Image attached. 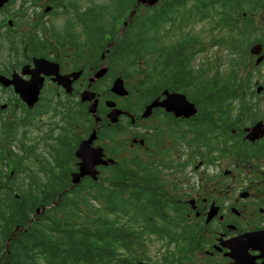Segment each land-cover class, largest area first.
<instances>
[{
    "label": "flooded vegetation",
    "instance_id": "af4514ba",
    "mask_svg": "<svg viewBox=\"0 0 264 264\" xmlns=\"http://www.w3.org/2000/svg\"><path fill=\"white\" fill-rule=\"evenodd\" d=\"M75 1L78 0H0V115L4 119L7 116L8 121L14 123L15 119L12 118L15 111L18 109L25 113L26 110L30 115V124L35 127L39 123L36 117L41 113L35 114L39 105L28 106L23 96L27 97L29 89L36 85L40 88L37 102L44 97L46 102L52 101V94L48 96L46 90L53 88L52 93L58 100L63 98L67 103L74 101L75 110L85 114L79 120L82 129L85 125L89 130L77 142V153L82 149V144L90 141L89 146L84 145L81 151L86 162H95L94 154L99 150L102 160L114 161L111 160L113 164L109 162L106 166H96V180L105 168L111 169L119 163L111 157L118 156L120 162L131 171H145V199H160V204L155 205L153 210L164 209L166 203L183 208L181 217L193 224L196 235H200V243L194 244L195 254L187 262L264 264V81L256 76L253 88L245 84L240 86L243 90L240 98L246 102H243L244 107L241 106L242 113L235 117L230 113L226 117L225 120L235 121L228 135L214 144L217 134L212 133L213 125L206 127V130H211L207 133L198 131L203 125L199 124L201 118L198 117L197 101L186 97L196 108V113L188 117L176 115L167 109L173 105L168 96L182 94L176 91L177 84L170 82L159 94L151 96L148 84H142L144 77L129 79L113 62L116 51L112 49L117 41L124 34L132 37L133 31L136 33L131 27L133 18L138 15L135 12L131 16L134 9L137 11L139 7L141 12L144 9L157 11L167 5L162 0L153 6L140 3L137 7L136 0H124L123 3L112 1L104 5L108 11L119 8L126 13L119 17L115 14L109 21L104 20L109 17L104 14L103 18H93L94 21L88 22L94 26H104L105 33L111 27L112 32L117 33L114 39L103 38L105 47L95 49L90 45L86 51H64L59 43L66 44V50L73 48L72 43L78 46L84 44L77 42L79 36L73 31V24L53 23L60 22V12L71 13L70 8L74 9ZM105 1L99 0L95 6ZM225 2H235L238 12L237 17L235 13L232 15L236 22L234 32H228L226 38H232L230 34L237 33L236 39L241 43L250 42L252 47L259 45L258 54L249 53L247 57L254 56L257 67H263L264 0H217L215 11H221ZM77 9L80 12L75 14L78 15L82 35H85V25L88 23L85 9H80L78 5ZM181 22L180 19L174 23L169 20L163 22L160 39L190 37L202 41L203 34L199 31L203 30V25L214 22L213 26L219 27L221 24L218 17L212 19L210 11L205 19H195L188 27L176 29L175 32L168 29L172 25H181ZM65 27H68L67 33ZM205 28L204 34L209 41L214 30ZM51 31L55 33L51 34ZM46 33V41H40L38 37ZM70 35L73 36L72 40ZM47 41L56 51L51 49L43 53L42 44H47ZM195 42L194 46L198 47ZM198 53L201 52H195ZM3 54L8 59L13 56V61L8 60L10 65L5 61L6 56L1 58ZM233 57L238 58L237 55ZM115 85L123 88L117 91L124 93L119 95L115 92ZM143 89L145 92L141 91ZM86 92L88 95L85 97L89 99L82 101V94ZM175 105L180 107L179 104ZM92 109L94 112H89ZM181 110L186 111L184 108ZM32 114L35 116L33 120ZM27 128L24 132L22 129L20 131L24 134ZM111 136L119 138L122 146L109 152L103 144ZM157 142L164 143L163 156L166 161L157 158L159 153L154 148ZM87 154L92 156L87 157ZM144 155L145 160H142ZM75 158L72 173H79V164L83 160L78 155ZM209 168L212 173H200L197 179L199 172H207ZM84 179L96 181L87 175L81 180ZM35 187H39L38 183ZM173 209L177 211L176 206Z\"/></svg>",
    "mask_w": 264,
    "mask_h": 264
},
{
    "label": "trees",
    "instance_id": "16d2710c",
    "mask_svg": "<svg viewBox=\"0 0 264 264\" xmlns=\"http://www.w3.org/2000/svg\"><path fill=\"white\" fill-rule=\"evenodd\" d=\"M112 1L124 2V0H107L101 2L98 6L88 8L85 10V20L87 22L94 21L93 18H103L105 14L109 17L104 20L109 21V19H113L112 17L115 14H118L119 17L120 14L126 13L125 10H120L119 8L116 11H108L104 5ZM162 1L163 4L167 5L164 9L157 11L144 9L143 12H141L140 8L137 9L138 15L133 18L131 23V27L136 30V33L133 31L132 37L124 34L123 38L117 41L113 62L116 66H119V63L126 61V63L134 66L137 60L133 58L134 56H145L149 60L148 68L146 69L148 71L142 75L145 78L142 84H148L150 95L156 96L170 82L177 84L176 91H180L186 97H191L192 101H197L198 117L201 118L199 119V124L203 125L202 129H198L199 133L201 131L204 133L211 131L206 130L208 129L206 127L213 125L212 133L217 134L216 138L214 137V144H216L221 141L222 137L228 135L229 128L235 121L225 119L231 113L230 104L240 98L243 92L240 86L251 82V75L243 79L235 77L234 70L236 66L234 62L241 67L246 68V66H249V62L247 63L249 57L247 55L250 53L253 44L245 41L241 43L236 39L237 33L230 34L232 38L229 37V39L221 38V43L215 40L213 43L214 47L223 46L229 55L232 57L237 55L238 58L231 60V68L227 77H222L220 71L216 69L210 78H205V76L209 75L206 73L209 70L208 64L205 65L202 73L199 72L198 68L196 70L192 68V62L197 55L195 52L205 51L203 45L194 51V42L198 40L195 44L199 46L202 44L200 39L194 40L190 37H181L175 41L177 43H164L166 40L160 39L162 35L161 28L164 25L162 23L167 20L174 23V21L180 19L182 21L181 25L169 27L174 29L175 32L176 29L193 24L195 19L199 21L205 19L212 11V19L218 17L221 21V24L215 30L219 32L225 31L227 37L229 36L228 32H234L233 25L236 22L232 15L235 13L237 17L238 13L235 2L234 4H226L225 2L221 11H215L214 4L217 3V0ZM149 12L151 13L149 14ZM104 29V26H94L88 22L85 25L86 37L82 42L84 44L80 45L82 46L80 50L86 51V48L88 49L90 45L92 47L95 46V49L99 46L105 47L106 43L103 38L109 37L112 40L117 33H113L111 27H109L108 33L103 32ZM101 32L102 36L100 37ZM58 45L61 49L67 51L66 44L59 43ZM42 46L43 53L51 49L56 51L55 47H50L46 43H43ZM39 51L41 52V50ZM250 72L252 73V70ZM145 89L141 91L145 92ZM52 97V101L46 102L44 97L40 98L41 101L39 103H35L39 105L35 114L41 112L44 115L42 117V114L39 113L38 117H36L37 120L43 119L49 114H54L60 121L59 127L55 129L53 124L48 126L47 132L50 135L46 134L43 137L44 140H47L48 137V142L56 143L45 155L50 157L49 162L52 166L49 170L39 169V173L36 175L29 168V164L35 162L33 156L37 158L32 148L29 149V153L24 151L11 153L9 158L4 157V154L0 151V264H114L116 260L122 261V258L119 257V255H122L118 254V251L110 249L107 253H100L96 250L93 252L92 243L97 240L94 239L95 236L109 238L110 235H115L118 229L126 233L131 242L130 245H122L123 252L126 251L131 257V263L129 264H136L137 262L136 260L134 262L132 252L135 244L142 245L145 232H135L130 223L132 220L134 224L144 222L143 226L145 228V214L154 219L157 214L154 213L153 207L160 204V199H145L147 191L145 184H142L139 179L129 180L123 178L116 183L121 192L116 194L115 197L127 204L130 209H125L120 213L110 206H105L106 202L113 200L110 198H114L109 194L112 186L107 180L91 181L84 179L68 189L70 181L64 168L70 167L72 171L76 160L73 151L68 146H63L64 140L61 137H63V134H71L69 128L71 118H75L78 114L73 110L75 106L72 101L67 103V100L63 101V98H61V102L55 97V93L54 95L52 93ZM210 101L212 102L211 106L209 105ZM17 111H15V115L12 118L15 119L14 123L8 121L7 116L4 119L0 115V134L2 135L0 143L6 139L13 140L17 130L22 129L24 132V128L31 125L28 111L25 110V113L19 111V114H17ZM32 117L33 120L35 116L32 114ZM41 125L42 123L39 122L35 127L39 129ZM66 126L67 129L65 128ZM55 130H57L56 135ZM53 133L54 135H52ZM20 154H23L22 157H20ZM17 159L23 163L21 164V170L15 168ZM10 165L13 168L11 176L7 169ZM104 171H108L110 174V169L105 168ZM131 173L138 175V172L131 171ZM141 174V177L145 179V171H141ZM103 175L101 172L99 179ZM20 176H22L23 181L18 185L17 181H19ZM43 178L45 182L54 183L55 181L56 187L40 184ZM26 179L29 182L24 183ZM35 182L38 183V188L35 187ZM129 192L132 200L123 199L128 196ZM37 199L43 201L46 209L40 217L35 218L32 217L35 212L32 208L33 202ZM91 202L99 204L101 209H94L89 212L79 210L81 206L87 208ZM135 203L139 207L136 211H134ZM111 214L116 217L115 221L109 219ZM125 215L129 225L125 222ZM77 218H79L80 224L78 226L73 225L68 234L66 227L68 220L71 219L77 222ZM147 221L151 220L147 219ZM18 223L20 224L16 226ZM41 227H44L45 231ZM16 228H18L17 231H15ZM150 230L156 231L157 229L153 230L150 227ZM58 234L59 238H55ZM8 239L10 240V245L6 247L5 241Z\"/></svg>",
    "mask_w": 264,
    "mask_h": 264
},
{
    "label": "rangeland",
    "instance_id": "374dc122",
    "mask_svg": "<svg viewBox=\"0 0 264 264\" xmlns=\"http://www.w3.org/2000/svg\"><path fill=\"white\" fill-rule=\"evenodd\" d=\"M99 2V0H81V1H75L76 6L74 7V9L70 8L71 13H61V18H60V22H56L54 21L53 23L55 24H73L74 28L73 31L76 33H78L79 39L77 40L78 43H82L85 35H82V28L80 26V23L78 22V15L75 14V10L79 11L77 9V5L80 7V9H82L84 7V9H88V8H93L95 6V3ZM80 12V11H79ZM23 20H20L19 22H21ZM29 21V20H27ZM45 23L49 24V22L47 20H45ZM214 22L213 24L210 23L208 25H203L204 28L202 31H199L203 34V36L201 37V42L202 44L199 45L198 47L194 46V50H196L197 48H201L203 45V49H205L204 52L198 53L196 55L195 60L192 62V68L196 70V68H198L199 72H203L205 65L208 64L209 65V70L208 72H206L207 76H205V78H210L212 76V74L215 72L216 69H218L220 71V75L223 77H227L229 72H230V62L232 59H234V57H232L231 55H229L228 51L225 50V48L223 46H219V47H214L213 43L215 40H218V43H221L220 39L221 38H226V32L225 31H217L215 30V26ZM208 29H213V34H212V39H210L208 41V37L204 34L206 31V28ZM170 29V28H168ZM48 30V29H47ZM65 32H68V27H65ZM55 33L54 31H51V34ZM173 34V33H172ZM46 36L47 33L45 35H42L40 37H38V39L40 41H46ZM72 35H70V38L72 40ZM178 39H166V41L164 43H169V42H174L177 43L175 41H177ZM206 43V44H205ZM73 44V48L72 49H67V51H81V46H78L74 43ZM47 45L49 46V42L47 41ZM117 49V45L115 44V46L113 47V51H116ZM6 56V58H5ZM252 57V58H251ZM250 59L248 58L247 63L249 62V66L245 67H241L239 65H237L234 62V65L236 66L235 68V77H240V79L245 78L246 76L251 75V82L247 83V87L249 88H253L254 87V83L256 82V80H260V81H264V65L263 67H257L256 65V59L254 56H251ZM1 58H5V61L7 63V61L9 60L10 62L13 61V56L10 57L8 59L7 55H1ZM136 58V63L134 64V66H131L130 64L126 63V61H123L121 63H119V68L125 73V75L127 74L128 78H134L135 76H139V77H143L142 75L145 74V72H147L148 70H146L148 68V59L145 58V56L143 55H138L137 57H133ZM8 61V63H9ZM7 63V65H8ZM10 65V63H9ZM250 70H252V73L250 72ZM256 72L259 74H256ZM257 76V79H256ZM243 85V84H242ZM36 86V85H35ZM50 89L53 90V88L50 87ZM52 90H46L47 94H52ZM181 93V92H179ZM54 95V92H53ZM186 97V96H185ZM2 99H5L4 97H2ZM188 100H192L191 97L187 98ZM38 101V100H37ZM243 99L238 98L234 101H232V103L230 104V108H231V115L232 116H236L238 113L239 115H241L242 113V109L241 106L244 107V105L246 104V102H244ZM36 103V102H35ZM34 103V104H35ZM72 103H74V101H72ZM212 102L210 101V106H211ZM251 104V103H250ZM76 108H74L73 110L75 112H77V116H75V118H71V123H70V130H71V134L69 133V135H65L63 134L62 140H64L63 146H68V148L73 151L74 153V158L76 156V144L77 142L81 139L84 138L86 136L87 131L89 130V128L87 129V126L84 125V129H82L81 127V120H79L80 118L85 117L84 112L80 111V110H75ZM241 109V110H240ZM18 110V109H17ZM73 111V112H74ZM17 114H19V111H17ZM74 116V115H73ZM62 118V117H61ZM40 123H42L41 127L39 129H37V127H33L32 125L28 126V130H26L25 133L26 135L24 136V134L22 133V131L17 130L16 136H14L13 140H4L1 142L0 144V151L4 154V157L9 158L11 153H20L21 151L27 152L29 153V149H33V153L36 156H33V160L35 161L33 164H29V168H31V170L33 172H35V174L37 175V173H39V169L42 170H49V168L52 166L50 164V157L49 156H45L47 154V152L49 151V149L51 147H54L56 145V143H51L48 142V137L47 140H44V136L50 135L47 132V129L49 128L48 126H50L51 124H53V128H57L60 125V121L59 118H57L56 116L53 115H48L45 116L43 119L39 120ZM240 123V120H239ZM242 124H247V123H242ZM235 125H237L235 123ZM67 129V126L65 127ZM25 129V128H24ZM54 131V130H53ZM57 130H55V135L57 134L56 132ZM54 135V133L52 134ZM163 144L162 142H157L154 145L156 147H154L157 151H158V156L157 158L162 159L163 161H166L164 156H163ZM121 141L119 138H115V136H111V138L109 139V141L105 142L103 144V147L111 152V151H115L117 147H121ZM24 148V149H22ZM153 148V149H154ZM27 149V150H25ZM135 152V151H133ZM142 153V152H141ZM22 157L23 154H20ZM26 156V155H25ZM92 154H87V157H91ZM114 160L118 161L119 163L112 167L110 169V174L108 171H101L104 175L98 179V181H100L101 179L103 180H107L109 184H111L112 189L110 191V195H112L114 198H110L113 199L109 202H106L105 206L106 207H111L116 209V212H120L122 213V211H124L125 209H130L129 206L125 203H123L118 197H115L116 194L120 193L121 190L118 188L117 186V182L123 178H127L129 180H135V179H139V181L142 184H145V179L143 177L140 176L141 172H138V175H135L133 173H131V169H128L124 166L123 162H120V157L118 156H111ZM36 159V160H35ZM76 159V158H75ZM112 160V159H111ZM142 160H145V155L143 156ZM141 160V161H142ZM40 161H43L40 163ZM113 161V160H112ZM114 163V161H113ZM112 163V164H113ZM21 161H18L17 159V163L15 165V168L18 170H21L22 166H21ZM26 166V165H25ZM10 176L12 175V166H8L7 167ZM64 171L68 174V179H69V184H68V189L74 187L77 183L74 182V176H72L73 174H77L76 172L72 173L70 167L68 168H64ZM215 171V170H214ZM200 173H212L211 169L209 168L207 172H199L197 174V179L200 176ZM23 181L22 176L19 177V181H17V184L20 185V183ZM81 181V180H80ZM97 181V180H96ZM143 181V182H142ZM29 182L27 179L24 181V183ZM139 182V183H140ZM36 183V182H35ZM34 183V184H35ZM40 184H44L47 185L48 187L51 186H55L56 187V182L54 181V183L52 182H45L44 178L41 180ZM114 185H116L115 187H113ZM67 189V190H68ZM182 189H184V187L182 186ZM66 190V191H67ZM150 190V189H149ZM151 191V190H150ZM24 195V193H23ZM123 199H131V195L130 192L128 194V196L124 197ZM34 200V199H33ZM132 200V199H131ZM169 201H173V199H169ZM135 202V201H134ZM89 205V204H87ZM41 206V207H39ZM174 206L177 207V211H175L173 208ZM39 207V208H38ZM139 208L138 206H136V203L134 205V211H136V209ZM46 207H44V203L43 201L37 199L33 202V208L32 210H35L34 215L32 217L38 218L40 217L43 212L45 211ZM94 209H101V206H99V204H95V202H91V204L85 208L84 206H81L79 208L80 211H86L89 212L91 210ZM155 214H157V216L152 219L150 217H148V214H145V228L143 226V223H138V224H134L133 220L131 221V227L132 229L135 230V232H145V234L143 235V242L142 245H136L134 246L133 252H132V257L134 259V262L136 260V264H174V261L176 259V264H190L189 262H187V260H189L194 254H195V245L197 243H200V235H196L195 233V229H194V225L191 223H187L183 220V218L181 217V212L183 211V208L173 204H167L165 205L164 209H156L153 210ZM29 214V213H28ZM125 222L127 223V216L125 215ZM78 221H72L71 219L68 220L66 227H67V233L69 234L70 229L73 227V225L78 226L79 223V218H77ZM109 219L111 221H115L116 217L113 216L111 214V216L109 217ZM147 219L151 220V221H147ZM122 222H124V220H122ZM148 222V224H147ZM20 223L16 224V226H18ZM128 224V223H127ZM129 225V224H128ZM150 227L154 230L155 228L157 229L156 231H151ZM41 229H43L45 231L44 227H41ZM18 228H16L15 231H17ZM53 234H57V233H53ZM165 235V237H163ZM55 238H59V234L55 237ZM12 239V237H11ZM94 239H97L94 243H92V251L94 252L95 250L100 252V253H107L110 249L118 251V254L120 253L122 256L119 255L120 258H122V261L116 260L114 261V264H125V263H131V257L130 255L124 251L123 252V248L122 245H130L131 242L128 239V236L126 233H123L120 229L117 230L115 235H110L109 238L102 236V237H96ZM167 242V244H166ZM5 245L6 247H9L10 245V240L8 239L7 241H5Z\"/></svg>",
    "mask_w": 264,
    "mask_h": 264
},
{
    "label": "water",
    "instance_id": "95a60500",
    "mask_svg": "<svg viewBox=\"0 0 264 264\" xmlns=\"http://www.w3.org/2000/svg\"><path fill=\"white\" fill-rule=\"evenodd\" d=\"M157 1L158 0H136V6L135 7H137L140 3L145 4V5H149V6H153V5H155V3H157ZM134 13H135V9L131 13V16ZM259 48H260L259 45H254L253 47H251L250 53L252 55H257ZM257 63H258V61H257ZM117 90H123V88L119 87L118 85H115L114 86L115 92H117L119 95L124 93V92H119ZM39 91H40V88L35 86L34 88L29 89V91L27 92V97L23 96L24 101L27 103L28 106H32L35 102H37L38 96H39ZM86 95H88V92H86L85 94H82V101H88L89 98H86L85 97ZM169 99L172 100L173 105L169 106V108L167 107V109L174 112L176 115H184V116L188 117V116L194 115L196 113L195 106L187 101L185 95L173 94V95L168 96V100ZM175 104H179L180 107H177ZM179 108H181V109L184 108L186 111L183 112ZM89 112H94V109H92ZM89 142L90 141H87L84 144H82V149H83L84 145L86 147L89 146ZM82 149L80 151H78V153L76 152V155H78L79 158H81L83 160V162L79 164L80 172L72 175L75 178L74 182H76L77 184L86 175H89V176H91V178L93 180H96V175H97L96 166H98V165L106 166V165H108L109 162L112 163L111 160H106V161L102 160V155H101L100 150L96 154H94L95 155L94 156L95 162H92V161L86 162L84 159V155H81Z\"/></svg>",
    "mask_w": 264,
    "mask_h": 264
},
{
    "label": "bare ground",
    "instance_id": "6f19581e",
    "mask_svg": "<svg viewBox=\"0 0 264 264\" xmlns=\"http://www.w3.org/2000/svg\"><path fill=\"white\" fill-rule=\"evenodd\" d=\"M139 8V7H138ZM137 12V11H136ZM87 177H90L91 178V176H89V175H87Z\"/></svg>",
    "mask_w": 264,
    "mask_h": 264
}]
</instances>
